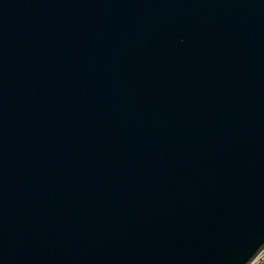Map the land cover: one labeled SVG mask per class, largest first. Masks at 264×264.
<instances>
[{
	"label": "water",
	"instance_id": "95a60500",
	"mask_svg": "<svg viewBox=\"0 0 264 264\" xmlns=\"http://www.w3.org/2000/svg\"><path fill=\"white\" fill-rule=\"evenodd\" d=\"M263 245L264 0H0V264Z\"/></svg>",
	"mask_w": 264,
	"mask_h": 264
},
{
	"label": "built area",
	"instance_id": "2783aa9c",
	"mask_svg": "<svg viewBox=\"0 0 264 264\" xmlns=\"http://www.w3.org/2000/svg\"><path fill=\"white\" fill-rule=\"evenodd\" d=\"M246 264H264V245Z\"/></svg>",
	"mask_w": 264,
	"mask_h": 264
}]
</instances>
